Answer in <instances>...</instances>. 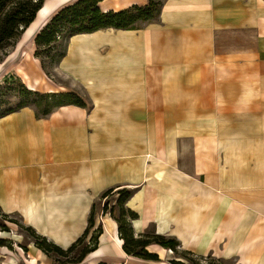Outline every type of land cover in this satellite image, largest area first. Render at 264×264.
Returning a JSON list of instances; mask_svg holds the SVG:
<instances>
[{
  "label": "crops",
  "instance_id": "obj_1",
  "mask_svg": "<svg viewBox=\"0 0 264 264\" xmlns=\"http://www.w3.org/2000/svg\"><path fill=\"white\" fill-rule=\"evenodd\" d=\"M73 1L44 0L5 73L31 90L75 91L88 106L0 117V210L66 249L101 194L127 188L135 235L153 229L196 256L264 264V0H162L137 29L71 36L55 81L34 38ZM97 215L102 233L83 264H161L169 252L151 244L159 261L128 256L115 219Z\"/></svg>",
  "mask_w": 264,
  "mask_h": 264
},
{
  "label": "trees",
  "instance_id": "obj_2",
  "mask_svg": "<svg viewBox=\"0 0 264 264\" xmlns=\"http://www.w3.org/2000/svg\"><path fill=\"white\" fill-rule=\"evenodd\" d=\"M100 1L75 0L64 5L36 34L34 56L39 59L41 69L46 76L51 77L50 68H53L64 57L67 41L71 36L107 28L137 29L143 23L157 19L163 4L162 0H147L144 5H132L119 11L103 12L98 7ZM43 2L44 0H0V53L5 55L6 49L16 43L24 29L35 19ZM17 79L12 85L0 84V117L24 107H32L37 116L44 117L53 109L63 105L88 106L87 101L75 91L39 92L28 89L20 78L17 77ZM131 195L132 190L130 189L111 188L104 191L99 198L100 202L104 201L100 211L102 215L108 213L117 222L118 236L123 241V251L128 256L146 261H159L157 254L146 250V247L151 244L159 245L176 253L177 249H180V243L173 237L158 234L153 229L138 235L134 234L131 222L138 218V215L126 206ZM96 206L97 204H94L90 210L87 227L83 234L66 249L37 234L31 227L22 224L20 227H24L30 233L34 246L47 256L52 253L66 255L80 247L77 261L79 264H83L86 255L96 249L98 238L102 233V226L95 222ZM0 217L3 220H8L9 214L0 210ZM0 230L7 231V228L0 224ZM5 241L0 238V246L5 245ZM183 251L185 255L195 257V260L190 259L192 264H213L206 262V258L212 256H196L189 251ZM216 261L218 264L226 262L222 259H216ZM169 263L186 264L180 260H170Z\"/></svg>",
  "mask_w": 264,
  "mask_h": 264
},
{
  "label": "rangeland",
  "instance_id": "obj_3",
  "mask_svg": "<svg viewBox=\"0 0 264 264\" xmlns=\"http://www.w3.org/2000/svg\"><path fill=\"white\" fill-rule=\"evenodd\" d=\"M13 48L14 45L10 48H7L5 55L0 53V84L8 83L12 85L16 82L15 80H18L15 75H8L5 73L8 70V66L5 64V57L9 52L14 51ZM45 60L48 62L47 58H45ZM50 73H52V75L51 77L47 76L48 78H52L55 81L61 80L55 76L56 73L54 72V66L53 68H50ZM103 203V200L101 202H97L96 214L99 213V215H97L99 218ZM7 219L8 220H3L0 217V224L6 226L7 228V231L0 230V238L6 240L5 245L0 246V264H30V262L35 264H79L77 260L80 253V247H77L75 250L66 255L52 253L50 256H47L43 252L41 253L38 251L34 246L33 238L31 237L30 233L26 231L24 227H20L22 222L18 216L10 214ZM183 252L184 251L182 248L177 249L176 253L168 252L166 255H163L164 259L162 260L161 264H170V260H180L186 264H192L191 260H195V257L191 255H185ZM30 257H36L38 259H30ZM206 259V262L218 264L216 261L217 258L207 257ZM228 263L230 262H225V264Z\"/></svg>",
  "mask_w": 264,
  "mask_h": 264
},
{
  "label": "built area",
  "instance_id": "obj_4",
  "mask_svg": "<svg viewBox=\"0 0 264 264\" xmlns=\"http://www.w3.org/2000/svg\"><path fill=\"white\" fill-rule=\"evenodd\" d=\"M101 215H100V219H101V217H102V213H100ZM169 252H171L172 253V251L171 250H168Z\"/></svg>",
  "mask_w": 264,
  "mask_h": 264
},
{
  "label": "bare ground",
  "instance_id": "obj_5",
  "mask_svg": "<svg viewBox=\"0 0 264 264\" xmlns=\"http://www.w3.org/2000/svg\"><path fill=\"white\" fill-rule=\"evenodd\" d=\"M45 14V13H44Z\"/></svg>",
  "mask_w": 264,
  "mask_h": 264
}]
</instances>
